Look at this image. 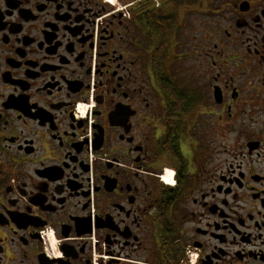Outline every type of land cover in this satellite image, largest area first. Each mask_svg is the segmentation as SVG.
<instances>
[{
  "label": "flooded vegetation",
  "instance_id": "flooded-vegetation-1",
  "mask_svg": "<svg viewBox=\"0 0 264 264\" xmlns=\"http://www.w3.org/2000/svg\"><path fill=\"white\" fill-rule=\"evenodd\" d=\"M0 264H264V0H0Z\"/></svg>",
  "mask_w": 264,
  "mask_h": 264
}]
</instances>
